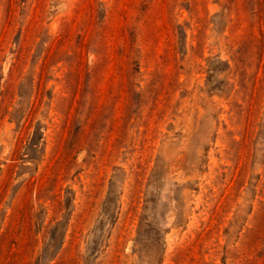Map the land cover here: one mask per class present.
<instances>
[{
	"label": "rangeland",
	"instance_id": "rangeland-1",
	"mask_svg": "<svg viewBox=\"0 0 264 264\" xmlns=\"http://www.w3.org/2000/svg\"><path fill=\"white\" fill-rule=\"evenodd\" d=\"M0 264H264V0H0Z\"/></svg>",
	"mask_w": 264,
	"mask_h": 264
}]
</instances>
